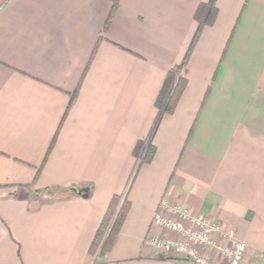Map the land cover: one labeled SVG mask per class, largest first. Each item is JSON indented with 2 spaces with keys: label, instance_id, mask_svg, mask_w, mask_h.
Segmentation results:
<instances>
[{
  "label": "crops",
  "instance_id": "1",
  "mask_svg": "<svg viewBox=\"0 0 264 264\" xmlns=\"http://www.w3.org/2000/svg\"><path fill=\"white\" fill-rule=\"evenodd\" d=\"M115 1L108 19L111 0H0V264H193L142 247L161 232L162 196L245 241L241 264H262L264 0H215L201 29L195 9L211 0ZM183 63L185 89L159 113L165 73ZM145 137L155 152L117 237L90 254Z\"/></svg>",
  "mask_w": 264,
  "mask_h": 264
},
{
  "label": "built area",
  "instance_id": "2",
  "mask_svg": "<svg viewBox=\"0 0 264 264\" xmlns=\"http://www.w3.org/2000/svg\"><path fill=\"white\" fill-rule=\"evenodd\" d=\"M151 225L160 233H147L142 247L168 256H179L193 264H241L246 243L237 239L232 230L224 231L221 224L205 214H193L183 204H172L162 196L151 218ZM232 239L230 245L221 238ZM204 248L219 252L222 262L204 254ZM264 264V258L262 260Z\"/></svg>",
  "mask_w": 264,
  "mask_h": 264
},
{
  "label": "trees",
  "instance_id": "3",
  "mask_svg": "<svg viewBox=\"0 0 264 264\" xmlns=\"http://www.w3.org/2000/svg\"><path fill=\"white\" fill-rule=\"evenodd\" d=\"M111 1L112 7L109 12L108 19L113 14L116 6V1ZM216 15L217 7L215 5V0H211L207 3H199L194 12L195 19L200 23V29L205 25L212 24ZM98 40L99 38L97 39V42ZM95 49L96 45L90 55L89 61L92 58V54ZM184 64L185 63L173 66L166 71L160 89L154 100V105L159 113H172L183 90L185 89L187 77L184 73ZM87 66L88 63L85 66V69ZM76 94L77 89L69 93V101L65 112L72 105ZM204 100L205 96L202 99L201 105H203ZM154 152L155 146L149 142L146 137L140 138L136 141L132 149V155L135 158V162L131 175L128 179L127 186L123 192L115 193L110 197L99 225L97 226L89 244L88 251L90 254L103 256L113 245L129 207V201L127 199L128 187L130 186L141 164L149 162L152 159ZM39 169L40 168L36 169V173L39 172Z\"/></svg>",
  "mask_w": 264,
  "mask_h": 264
},
{
  "label": "rangeland",
  "instance_id": "4",
  "mask_svg": "<svg viewBox=\"0 0 264 264\" xmlns=\"http://www.w3.org/2000/svg\"><path fill=\"white\" fill-rule=\"evenodd\" d=\"M244 257H245V255H244Z\"/></svg>",
  "mask_w": 264,
  "mask_h": 264
}]
</instances>
